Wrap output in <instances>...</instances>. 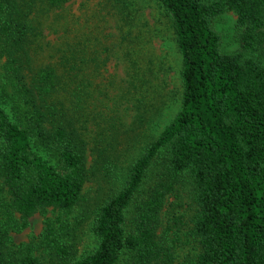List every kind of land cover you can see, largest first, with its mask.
<instances>
[{"label":"trees","instance_id":"trees-1","mask_svg":"<svg viewBox=\"0 0 264 264\" xmlns=\"http://www.w3.org/2000/svg\"><path fill=\"white\" fill-rule=\"evenodd\" d=\"M5 1L9 14H0V27L12 40L7 68L24 104L14 106L13 118L0 103V179L13 212L0 223V264H47L31 254L11 259V231L24 228L39 209L72 210L104 156L98 150L88 165L74 130L55 120L50 128L45 124L60 111L53 99L60 74L52 65H31L26 13L15 9L14 0ZM48 1L57 6L67 0ZM159 2L182 56L180 108L134 159L123 187L94 208L96 247L76 255L56 244L57 264H118L123 252L126 264H264V0ZM228 10L237 13L239 48L224 51L215 19ZM156 160L164 171L146 189ZM185 180L197 204L189 232L200 251L177 260L175 246L161 240L158 227L167 193Z\"/></svg>","mask_w":264,"mask_h":264},{"label":"rangeland","instance_id":"rangeland-1","mask_svg":"<svg viewBox=\"0 0 264 264\" xmlns=\"http://www.w3.org/2000/svg\"><path fill=\"white\" fill-rule=\"evenodd\" d=\"M14 1L15 9L26 13L25 44L31 65H52L60 74L53 95L60 111L45 124L50 128V121L55 120L56 125L74 130V140L86 146L88 165L94 163L98 150L104 156L72 210L39 209L24 228L11 231L12 241L6 249L11 259L31 254L47 264H57L56 244L76 255L96 247L91 229L94 208L123 187L134 159L179 110L182 56L171 18L159 0H67L57 6L48 0ZM5 7L8 3L0 0L2 16L9 14ZM215 26L222 34L224 51L239 48L234 10L218 16ZM9 41L0 27V103L14 118V106L24 102L12 86V71L7 68ZM37 146L38 152L51 158L43 145ZM163 171V164L156 160L147 173L145 188L155 186ZM9 201L0 179V223L13 213ZM196 209L187 180L176 183L165 197L158 235L175 246L177 260L200 251L189 232ZM129 213L130 218L133 212ZM15 216L20 218L18 213ZM128 259L123 252L118 264H126Z\"/></svg>","mask_w":264,"mask_h":264}]
</instances>
